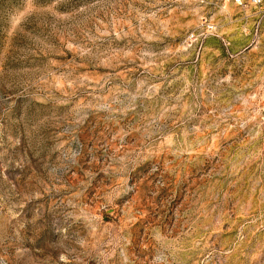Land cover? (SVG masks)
Wrapping results in <instances>:
<instances>
[{
    "label": "rangeland",
    "instance_id": "rangeland-1",
    "mask_svg": "<svg viewBox=\"0 0 264 264\" xmlns=\"http://www.w3.org/2000/svg\"><path fill=\"white\" fill-rule=\"evenodd\" d=\"M260 2L0 0V264H264Z\"/></svg>",
    "mask_w": 264,
    "mask_h": 264
},
{
    "label": "built area",
    "instance_id": "built-area-1",
    "mask_svg": "<svg viewBox=\"0 0 264 264\" xmlns=\"http://www.w3.org/2000/svg\"><path fill=\"white\" fill-rule=\"evenodd\" d=\"M255 4H260V0H253ZM238 2H241V0H238ZM243 5V3H241ZM197 40V35L195 33H192L189 37H188V40L187 42L190 44V45H193L194 42H196Z\"/></svg>",
    "mask_w": 264,
    "mask_h": 264
}]
</instances>
